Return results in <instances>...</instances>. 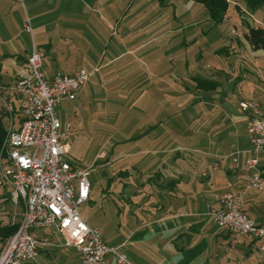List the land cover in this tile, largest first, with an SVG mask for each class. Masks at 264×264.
I'll return each instance as SVG.
<instances>
[{"label":"rangeland","instance_id":"374dc122","mask_svg":"<svg viewBox=\"0 0 264 264\" xmlns=\"http://www.w3.org/2000/svg\"><path fill=\"white\" fill-rule=\"evenodd\" d=\"M133 1H129L128 7ZM133 13L135 16L132 22L135 26H143L144 20L141 18L151 14L153 22L149 26L154 27V42L148 46V51L145 48L138 52V55H143L139 58L140 62L131 55H125L120 62H137L135 78H170V90L154 96L150 101L136 98V94L132 92L109 94L101 96L97 106L93 101L94 104H88L87 109L83 107L82 110L78 109L76 101L62 102L57 108L60 118L65 121L71 116L74 119L73 129H76H72L69 138L73 151L68 159L79 167L85 161L87 164L92 162L98 151L107 150L102 145L108 136L104 135L103 141L98 140L95 129L103 128L109 133V140L115 142L134 133L140 124L148 125L155 113L160 114L169 108V121L164 122L168 129L159 133L167 134L164 136L171 143L178 141L179 153L190 157L195 136L200 133L213 135L220 126L232 124L227 120L228 112L242 114L239 104L242 99L251 97L253 92L259 99L264 98V50L253 48L246 36L250 28L264 27V6L251 11L244 1L230 0L226 19L218 25L209 18L206 6L194 0H136L130 10V14ZM117 30L121 31L119 28ZM110 37L104 46L105 52L108 51V56L117 55L112 50L115 42H110ZM120 48L119 53H125V47ZM105 60L107 57L98 62V70L104 67ZM79 69L91 72L87 67ZM186 78H194L197 87L202 78H209L208 80L221 85L217 90L206 88L200 93L184 89V96L173 89V85H179V80L181 85L191 87L192 83ZM2 96L7 100L10 97L7 94ZM182 97L186 98L183 104L181 101L185 98ZM8 102L0 98V109L7 112V124L10 121V112L6 106ZM13 113L17 122L22 115L21 109H14ZM103 163L104 159H101L91 167L90 181L93 186L97 183L98 187L101 182H106L107 178L103 180L102 175L110 168H106ZM108 183L109 181L107 185ZM8 191L1 183L0 220L5 223L8 220L20 221L22 207L3 201L4 192ZM117 199L118 195L115 197L110 192L102 200L100 207L90 211L91 208L84 205L79 211L85 220L86 216L88 218L92 215L97 221L96 226L100 229L102 238L109 244L124 243L122 249L133 264H264V251L258 250L256 245L254 249L243 248V236L218 226L212 216L206 217V223L197 232L177 228L185 235L171 239L173 234L165 223L147 225L140 213H134L131 205L128 212L124 209L125 204H122L120 214ZM244 207L252 218L264 224V189L247 192ZM42 232L51 233V229ZM231 234L239 236L237 240H233L232 245L227 239ZM53 238L56 246L50 249L49 254L40 252L34 260L23 264H78L80 253L77 248L63 246L64 242L59 234H55ZM183 247V251L179 250ZM107 264H114L113 256H108Z\"/></svg>","mask_w":264,"mask_h":264},{"label":"crops","instance_id":"0c3cea01","mask_svg":"<svg viewBox=\"0 0 264 264\" xmlns=\"http://www.w3.org/2000/svg\"><path fill=\"white\" fill-rule=\"evenodd\" d=\"M129 1L0 0V94L9 95L11 86L26 75L28 58L34 44L45 53L44 69L48 74L58 71L73 74L82 67L93 71L98 62L107 57L104 67L94 71L74 100H63L67 103L76 101L78 109H87L88 104H94L93 101L97 106L100 97L109 94L132 92L136 98L150 101L154 96L168 92L172 84L170 78H135L137 62H120L125 55L134 56L140 62L139 58L143 55H138V52L145 48L148 51V46L154 42V27L149 26L153 22L151 14L141 18L144 20L143 26H135L132 22L135 14H130V10L136 0L128 7ZM27 20L32 25V33L25 29ZM109 36V41L115 42L112 50L117 55L108 56V51L105 52L104 46ZM120 46L125 47V53H119ZM186 79L192 83L191 87L181 85L178 80L176 82L180 86L173 85V89L184 95V89L200 93L207 88H201L200 85L197 87L194 78ZM213 82L215 84L209 88L217 90L221 84ZM249 98L258 97L253 92ZM185 101L186 98L181 103ZM10 103L16 111L21 109L22 115L17 121L20 122L24 117V101L17 97L11 98ZM168 110L155 113V118L148 125L140 124L134 133L115 142L109 140L110 135L103 128L95 129L98 140L103 141L104 135L108 136L102 145L107 150L98 151L89 164L85 161L82 167L76 166L91 168L96 161L104 159L103 165L110 170L102 175L103 180L107 178L106 182H101L98 187L97 183L95 186L91 183L89 199L81 206L87 205L92 211L101 206L107 193L110 195L113 192L115 197L118 195L120 214L122 204H125L124 209L127 210H130L131 205L134 213H140L147 225L163 222L173 234L171 239H178L185 233L177 228L197 232L206 223V217H211L210 207L223 192L246 186L250 173L246 170L245 161L251 155V141L247 128L248 116L245 113L241 111L242 114L234 115L228 112L227 120L232 124L220 126L219 132L213 135L200 133L195 136L193 152L190 157H186L179 153L178 141L171 143L164 136L167 134L159 133L168 129L164 123L169 121ZM73 120L71 116L65 119L72 123ZM69 145L68 155L73 151L70 140ZM234 154L239 157L238 168L232 159ZM222 157H226L225 163L214 168L213 164ZM260 159L264 170V153ZM80 214L83 218L81 211ZM86 220L88 225L98 228L92 215L88 218L86 216ZM238 237L231 234L227 239L232 245ZM242 239L243 248L254 249V241L244 237ZM52 247L55 246L40 250L39 253L49 254ZM179 250L183 251L184 247Z\"/></svg>","mask_w":264,"mask_h":264},{"label":"built area","instance_id":"2783aa9c","mask_svg":"<svg viewBox=\"0 0 264 264\" xmlns=\"http://www.w3.org/2000/svg\"><path fill=\"white\" fill-rule=\"evenodd\" d=\"M25 29L33 32L29 20ZM44 58V51L34 44L26 75L10 88V98L24 101L20 122L15 121L13 108L0 94L10 112L5 153L0 157V184L9 190L11 202L22 207L19 228L7 240L0 264L34 260L40 250L56 246L52 234L61 236L63 246L77 248L80 264H107L110 255L114 264H133L122 249L124 244H109L100 230L88 225L80 214V206L89 199L92 169L79 168L68 159L74 126L72 121H62L57 109L63 100H74L98 69L48 74ZM240 108L248 116L251 155L245 167L250 178L244 188L223 192L210 207V214L218 226L254 241L258 250L264 251V224L244 209L246 193L264 189L260 159L264 153V99L242 100ZM232 159L238 168V154ZM225 161L222 157L213 167ZM45 229H51V233L42 232Z\"/></svg>","mask_w":264,"mask_h":264},{"label":"trees","instance_id":"16d2710c","mask_svg":"<svg viewBox=\"0 0 264 264\" xmlns=\"http://www.w3.org/2000/svg\"><path fill=\"white\" fill-rule=\"evenodd\" d=\"M196 2H200L204 4L209 12V18L214 22V24L218 25L225 21L227 16V11L230 6L229 0H194ZM244 1L248 8L251 11H256L264 6V0H242ZM238 3V2H237ZM249 43L255 49L264 50V27L258 28H250L248 34L246 35ZM215 84L213 80L208 79H199L198 85L200 87H207ZM11 98H8L10 102ZM11 104V103H10ZM7 112H4L0 109V157L5 153V140L7 136V122H6ZM6 187V186H5ZM4 200L6 204H13L10 199V194L8 192H4ZM14 205V204H13ZM20 225V221L11 222H3L0 220V254L7 242V240L15 234Z\"/></svg>","mask_w":264,"mask_h":264}]
</instances>
